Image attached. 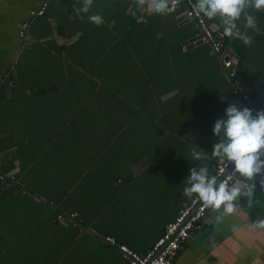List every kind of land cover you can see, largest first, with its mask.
I'll return each mask as SVG.
<instances>
[{
  "label": "crops",
  "instance_id": "crops-1",
  "mask_svg": "<svg viewBox=\"0 0 264 264\" xmlns=\"http://www.w3.org/2000/svg\"><path fill=\"white\" fill-rule=\"evenodd\" d=\"M39 1L0 0V163L14 177L0 180V264H128L104 237L140 253L152 245L190 199L182 182L199 163L190 149L210 156L215 121L242 109L240 97L206 41L184 45L198 31L182 6L161 15L93 0L77 14L82 0H48L30 17ZM253 14L251 46L204 18L223 34L241 87L264 104V11ZM256 183L259 203L241 200L219 223L209 209L210 232H194L175 262L264 264ZM57 212H75L76 224Z\"/></svg>",
  "mask_w": 264,
  "mask_h": 264
},
{
  "label": "clouds",
  "instance_id": "clouds-1",
  "mask_svg": "<svg viewBox=\"0 0 264 264\" xmlns=\"http://www.w3.org/2000/svg\"><path fill=\"white\" fill-rule=\"evenodd\" d=\"M133 2L140 6L146 4L150 13L166 15L176 10L177 0ZM92 4L93 0H82L83 6L76 9L77 14H87ZM193 10L209 20L218 18L226 37L251 46L254 38L247 30H257V17L253 13L264 11V0H194ZM242 18L241 26L238 22ZM88 19L98 27L105 23L99 14ZM225 117L215 121L212 132L217 142L210 156L197 146L190 149L192 161L199 163L189 169L190 175L182 182L185 185L183 196L195 197L205 208L220 212L215 217L217 223L224 216L235 213L241 200L246 201L249 208L259 203L256 200L257 179L259 190L264 192V110L253 115L247 107L240 109L231 105L226 108ZM210 160L224 166L219 169L220 175L210 171ZM252 227L264 229V219L256 220ZM236 230L234 227L233 231Z\"/></svg>",
  "mask_w": 264,
  "mask_h": 264
},
{
  "label": "built area",
  "instance_id": "built-area-1",
  "mask_svg": "<svg viewBox=\"0 0 264 264\" xmlns=\"http://www.w3.org/2000/svg\"><path fill=\"white\" fill-rule=\"evenodd\" d=\"M194 0H177L176 7L182 6L184 16L193 20L197 26L198 34H201L204 41H206L213 53L218 56L220 67L229 78L233 93L238 95L243 102V108L247 107L253 111V115L257 111L264 110L254 105L249 90L241 87L240 83L242 77L238 69L233 63V59L227 54L222 53L223 34L214 29L212 25L208 24L202 15L193 10ZM48 7V0H40L37 7L30 11V17L42 16L45 14ZM144 11L149 12L147 5H143ZM29 21H24L20 25L19 36L24 37L27 31ZM224 167L216 163L214 165V172L220 175L219 169ZM231 170V166L228 169ZM0 180L9 181L14 180L12 175L2 171L0 163ZM50 205H54L50 202ZM210 208H205L202 202H199L195 197L190 198L163 227L159 237L152 243V245L144 252L140 253L125 243L119 242L113 236H105V242L115 247L121 257L127 261L128 264H177L175 257L179 253L182 245L187 241L192 232H200L203 228L202 221L206 219L207 211ZM56 218L58 220L69 219L74 224L75 212L63 213L57 212Z\"/></svg>",
  "mask_w": 264,
  "mask_h": 264
},
{
  "label": "water",
  "instance_id": "water-1",
  "mask_svg": "<svg viewBox=\"0 0 264 264\" xmlns=\"http://www.w3.org/2000/svg\"><path fill=\"white\" fill-rule=\"evenodd\" d=\"M185 21H189L190 19L189 18H185L184 19ZM202 42H204V40H203V38H202V36H201V34H195V35H193V36H191V37H189L186 41H185V43H184V45H192V44H200V43H202ZM261 95H263V93H260L259 94V96H261ZM240 99V98H239ZM259 100V97H257V100L254 102V105L255 106H257L258 108H260V109H263L264 108V104L263 103H261L260 101H258ZM239 102L241 103V106L243 107V102H242V100L240 99L239 100ZM0 162H1V160H0ZM202 225L204 226V229H203V233H209L210 231V221L208 220V219H206V220H204V221H202ZM81 227L82 228H84V229H86V227L85 226H83V225H81ZM208 229V230H207ZM88 230H90V229H88ZM207 230V231H206ZM193 233L194 232H192L191 234H190V237L191 236H193ZM189 237V238H190ZM189 238H188V240H189Z\"/></svg>",
  "mask_w": 264,
  "mask_h": 264
}]
</instances>
